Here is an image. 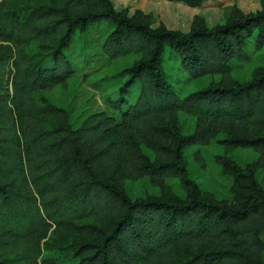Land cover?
I'll list each match as a JSON object with an SVG mask.
<instances>
[{
	"label": "trees",
	"instance_id": "1",
	"mask_svg": "<svg viewBox=\"0 0 264 264\" xmlns=\"http://www.w3.org/2000/svg\"><path fill=\"white\" fill-rule=\"evenodd\" d=\"M102 20L110 58L139 56L118 71L105 106L74 122L43 90L77 72L65 51ZM166 47L189 76L221 79L179 96ZM259 49L264 6L184 31L153 27L113 0H0V264H59L41 255L49 230L79 235L73 264H264V63L248 79L231 75L232 60ZM179 110L195 115L192 132L181 130ZM210 141L224 147L215 161L231 179L226 197L186 166L184 148ZM236 147L258 154L240 163L228 154ZM145 175L162 194L132 198L125 180Z\"/></svg>",
	"mask_w": 264,
	"mask_h": 264
},
{
	"label": "rangeland",
	"instance_id": "2",
	"mask_svg": "<svg viewBox=\"0 0 264 264\" xmlns=\"http://www.w3.org/2000/svg\"><path fill=\"white\" fill-rule=\"evenodd\" d=\"M117 9L125 10L129 15L147 20L151 26L188 30L197 24L211 26L224 22L233 13L254 12L264 6V0H206L200 5H189L181 0H113ZM110 26L104 20L91 24L86 30L76 32L65 54L76 65L77 72L66 83H58L43 93L51 101L67 105L70 109L94 110L105 106L106 93L121 80L118 71L129 65L139 53H130L110 58L102 49V42ZM34 42L32 47H36ZM264 63V49L256 50L248 61H231V75L238 79H248L254 66ZM163 66L166 78L171 82L178 95L184 96L190 91L202 88L221 79V73H206L191 77L183 68L179 58H174L168 47L163 52ZM38 96L42 97L39 92ZM41 103V99H37ZM179 125L183 132H192L195 127V115L179 110ZM74 115L70 119L75 122ZM148 153V149L144 148ZM224 153L222 143L210 141L204 144H190L184 148V156L189 174L202 189L213 192L217 197L229 195L231 179L221 172L215 156ZM228 154L240 163L254 159L258 152L251 147H236ZM172 189L183 194L177 179L169 178ZM128 194L135 198L149 194L161 195L160 186L151 182L145 175L136 179H126ZM79 238L77 234H68L66 239L49 232L41 240V255L53 256L59 264H73L78 257L74 255L72 244ZM264 258V253H263Z\"/></svg>",
	"mask_w": 264,
	"mask_h": 264
},
{
	"label": "crops",
	"instance_id": "3",
	"mask_svg": "<svg viewBox=\"0 0 264 264\" xmlns=\"http://www.w3.org/2000/svg\"><path fill=\"white\" fill-rule=\"evenodd\" d=\"M53 88V87H52ZM52 88H50V89H52ZM102 108V107H101ZM95 110V109H94ZM81 111V109H75V110H73V111H71V114L72 115H76L77 113L79 114V112ZM89 111H92V110H88V112Z\"/></svg>",
	"mask_w": 264,
	"mask_h": 264
}]
</instances>
